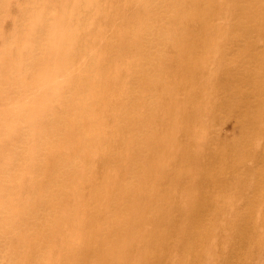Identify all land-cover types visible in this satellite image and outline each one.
<instances>
[{"label": "bare ground", "instance_id": "1", "mask_svg": "<svg viewBox=\"0 0 264 264\" xmlns=\"http://www.w3.org/2000/svg\"><path fill=\"white\" fill-rule=\"evenodd\" d=\"M0 264H264V0H0Z\"/></svg>", "mask_w": 264, "mask_h": 264}]
</instances>
